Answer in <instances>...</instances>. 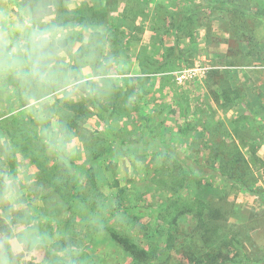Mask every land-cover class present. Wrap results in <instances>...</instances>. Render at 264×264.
Listing matches in <instances>:
<instances>
[{
    "label": "rangeland",
    "instance_id": "1",
    "mask_svg": "<svg viewBox=\"0 0 264 264\" xmlns=\"http://www.w3.org/2000/svg\"><path fill=\"white\" fill-rule=\"evenodd\" d=\"M214 1L66 0L81 19L59 26L48 8L0 0V264H138L121 238L149 254L142 264H186L168 232L184 240L195 225L188 207L221 196L236 226L255 227L252 253L264 247V143L249 139L264 137V0ZM107 20L119 30L108 45L95 34ZM42 38H69L58 51L66 71L53 58L40 83L25 78L18 89L19 74L40 71L33 41ZM140 60L165 63L145 73ZM213 71L232 98L223 108L206 85ZM85 81L100 87L102 109ZM80 100L87 111L74 114ZM238 129L249 136L237 140L252 190L209 175L186 182L205 142Z\"/></svg>",
    "mask_w": 264,
    "mask_h": 264
},
{
    "label": "trees",
    "instance_id": "2",
    "mask_svg": "<svg viewBox=\"0 0 264 264\" xmlns=\"http://www.w3.org/2000/svg\"><path fill=\"white\" fill-rule=\"evenodd\" d=\"M109 1L110 0H107L106 2L107 6L109 5ZM28 2L36 8H48L49 13L55 14V21L59 26H65L70 21L81 19L80 16L73 14L67 9L65 4L66 0H28ZM211 6L227 9L230 7V4L224 0H218L212 2ZM89 10L93 12L91 8ZM175 15L174 27L180 29L183 23L182 13H176ZM84 20L86 21V18ZM112 22L113 21L110 20L105 21L104 23L107 26L106 30L100 31L101 26H99L95 33L99 38L105 41L107 45L110 43L108 40L114 37L112 34L119 31ZM33 43L37 44L35 53L33 54V60L35 62L33 66L36 65L40 71H37L35 74H19L20 77L16 82L18 89L23 87L25 78L40 83L44 77L43 70L46 67H48V70L52 67L54 69L53 65H55L56 70L60 71V73L66 71V69L60 65L61 62H59L58 59L60 54L58 51L60 50L59 48L69 43V38H64L59 41H46L42 38L40 40H34ZM181 53V50L177 46H174L171 58H181ZM51 60L53 65L49 67L48 65ZM140 63L143 72L155 73L157 64L162 65L165 61L140 60ZM61 77L64 78L63 74ZM209 77H207L206 85L209 88L212 87L215 93L220 94L222 101L216 99V103L217 106L223 108L227 103L231 102L232 99L229 92L222 89L223 85L221 79L224 78L223 73L221 71H213V78ZM79 87L89 96V100L95 106L102 109V102L99 98L101 89L99 86L93 84L91 81H85L80 84ZM221 89L222 91H220ZM68 108L71 109L74 114H81L87 111L82 100L71 102ZM222 124L221 122L217 123L219 126ZM184 129L187 130L188 126L186 125ZM238 131L240 130H234L232 136L230 137L229 135L227 138L228 141L223 144L219 143L213 146L209 142L210 139H207L210 144L205 142L206 145L202 150V159L199 161L194 159V162L189 166V178L186 182L201 183L206 175H209L213 180L218 178L226 180L229 182L232 189H234V187L250 188L251 186L248 180V159L244 156L242 146L237 140L242 139L241 141H243L245 137L249 138V136L243 133L244 138H239L241 134ZM207 132L209 137L210 135L212 136V129H207ZM258 135L257 137H262L261 140H258L257 137H251L249 139H254L252 141H254L256 145H261L264 143V137L261 133ZM176 149L177 148L170 146V150H174V155L177 152ZM256 150L257 149H252L253 152ZM207 159H210L211 163L205 164ZM207 182L213 183L211 179ZM3 183V179L0 176V185ZM250 189L252 190V188ZM225 201L226 199L223 196L219 197L217 201L212 198L207 201L196 199L195 202H197L198 205L195 208L188 207V211L192 212L195 221L191 233L186 234L185 239L181 242H175L172 231H169L168 249L183 253L184 257L187 259L186 264H252L257 262L264 264V247H259L257 255L252 253L255 248L254 243L251 244V242L255 240V235L253 233L255 227L251 226V224L248 226V222H245L242 226H236V224L230 220L232 204L229 205ZM120 244L138 264L146 263L150 260L149 254L135 243H132L129 239L121 238Z\"/></svg>",
    "mask_w": 264,
    "mask_h": 264
}]
</instances>
